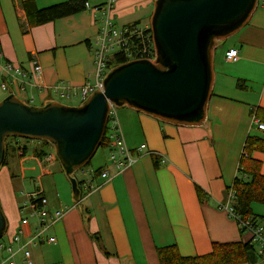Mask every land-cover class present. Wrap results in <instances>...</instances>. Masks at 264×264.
Wrapping results in <instances>:
<instances>
[{"label":"crops","instance_id":"1","mask_svg":"<svg viewBox=\"0 0 264 264\" xmlns=\"http://www.w3.org/2000/svg\"><path fill=\"white\" fill-rule=\"evenodd\" d=\"M27 1L44 10L76 0H0V75L11 84L10 92L19 98L25 96L28 105L61 103L59 99L78 101L74 95L94 78L93 47L103 17L99 8L109 0H85L89 7L83 12L39 26L30 23L22 4ZM155 2L116 0L112 16L121 26L141 23L145 15L152 16ZM260 2L246 26L217 43L215 88L202 125L166 123L127 106L118 107L128 148L137 153L146 145L147 150L122 171L112 162L89 168L100 188L82 198L79 205L73 201L72 186L61 164L56 166L55 192L49 195L42 188L51 210L65 209L67 213L47 234L56 238V243L32 249L34 264H160L159 248L177 246L183 257H198L210 254L213 243L252 240L250 234L240 232L223 207L232 205L228 189L236 179L247 138L263 137L252 120L256 114L264 121V0ZM229 50L239 51L237 61L225 60ZM7 64L19 67L27 77L5 72ZM35 64L42 67V73L32 77ZM13 76L20 86L25 81L23 91L11 83ZM58 85L64 88L65 96L56 92ZM7 96L0 90V102ZM106 151L109 156L110 149ZM23 152L15 147L9 164L0 170V205L8 222L0 264H7L9 245L19 248L11 242L21 229L20 192H34L29 189L31 183L35 187L37 178L54 175L46 166L57 162L37 157L34 149L26 155ZM162 158L166 164L157 168L154 160ZM254 158L261 162L264 176V153L256 152ZM102 172H108L109 177L102 178ZM18 179L21 189L15 186ZM84 179L81 176L80 181ZM27 180L30 185L26 188ZM197 186L205 192L203 204ZM252 210L253 221L264 227V204L256 203ZM36 224L33 220L31 226L24 227L23 242L33 234ZM253 244L257 254L246 264H264L260 247ZM14 261L25 264L23 253L18 252Z\"/></svg>","mask_w":264,"mask_h":264},{"label":"water","instance_id":"2","mask_svg":"<svg viewBox=\"0 0 264 264\" xmlns=\"http://www.w3.org/2000/svg\"><path fill=\"white\" fill-rule=\"evenodd\" d=\"M259 0H156L151 19L156 59L132 60L111 70L104 91L80 106L50 102L37 107L13 92L0 102V168L8 138L48 141L76 199L73 176L96 155L106 135L111 105L127 106L161 121L200 126L215 88L214 52L219 41L249 22ZM8 222L0 205V240Z\"/></svg>","mask_w":264,"mask_h":264},{"label":"built area","instance_id":"3","mask_svg":"<svg viewBox=\"0 0 264 264\" xmlns=\"http://www.w3.org/2000/svg\"><path fill=\"white\" fill-rule=\"evenodd\" d=\"M115 2L116 0H109V3H107L106 6L99 8V10L102 11L103 17L100 24V36L93 47L95 63L94 78L92 82L87 83L74 95V97L79 98L81 103L85 102L92 94H94V92L104 91V80L114 68L113 66L117 55H124L127 62L141 59L154 61L156 59V48L151 28H143L137 23L123 26L116 24L115 19L112 16ZM85 6L89 7L87 3ZM238 58V50H229L225 53V60L229 62H235ZM4 71L7 73L14 72L16 76H21L22 78L27 77V73L12 64L5 65ZM41 73L42 67L35 64L31 76L35 77ZM14 76L11 83L17 85V88L20 91H23V85L26 84L25 81H22L23 85L20 86L18 80ZM10 87L11 84L5 81L0 75V90L9 94ZM56 92L60 93L62 96L66 95L62 85L56 87ZM116 107L117 106L115 105H111L110 107L109 122L105 136L109 139L110 161L115 164L119 171H122L123 169L132 166L137 161L138 157L147 150V146L142 145L137 150V153H134L128 148L121 130ZM252 120L256 130L264 137V121L260 120L256 114L252 116ZM56 158L57 156L53 147H51V150L45 153L43 157L47 162L56 160ZM159 162L160 165L166 164L164 158L160 159ZM77 172L85 178L82 182L85 198L99 190L100 186L96 185L93 181V170H90L88 166H85ZM101 177L107 179L109 177L108 172H102ZM35 185L37 186V189L34 192L21 194L23 200L20 203V211L22 213L20 222L21 229L11 242L12 244H19V248L14 250L11 245L8 246L7 250L9 251L10 256L7 260V264H16L14 257L18 252L23 253L25 264H34L32 249L44 243H56V238L48 237L47 234L49 230L57 225L67 213V210L65 209L51 210L49 201L47 197L44 196L40 178H37ZM81 195L80 197H82ZM233 199L234 193L230 190L228 191V200L230 204H232ZM223 209H225L229 216L237 222L240 232L252 236L253 242L260 247L261 258L264 261V227L256 224L253 220H243V218L233 210L232 205L226 206L225 208L223 207ZM33 220L37 223L33 234L27 241L23 242L22 239L25 237L24 227L31 226ZM0 248H5V244L2 240H0Z\"/></svg>","mask_w":264,"mask_h":264},{"label":"trees","instance_id":"4","mask_svg":"<svg viewBox=\"0 0 264 264\" xmlns=\"http://www.w3.org/2000/svg\"><path fill=\"white\" fill-rule=\"evenodd\" d=\"M22 4L28 14L30 23L36 26L75 15L86 9L85 0H76L52 6L44 10H37L33 1L23 2ZM126 62L127 59L124 55H117L113 67L115 68ZM7 140V155L3 166L9 164L8 159L12 152L10 151V146ZM40 142H42L43 145L41 146V150L35 151L37 157H43L45 153L48 152L49 146L53 147L48 141L43 140ZM100 148H109V139L107 136L104 137ZM23 151V155H26L29 150L25 146L23 147ZM256 152L264 153V137L249 136L246 140L244 151L239 161L236 179L232 187L228 189V191L232 190L234 193V199L232 202L233 210L245 221L254 220L255 216L252 210L254 204H264V176L261 173V162L254 158ZM154 161L157 168L161 166L157 159ZM90 164L91 162L88 165ZM98 171L100 172L101 169ZM77 181L82 194L81 196H83L85 193L83 191L82 182L78 179ZM196 192L200 203L203 204L206 201L205 192L198 186L196 187ZM44 196L46 195L44 194ZM241 233L245 234L244 232ZM254 254H257V249L253 244V240H250L249 242L238 241L233 243H213L212 252L210 254L198 257H183L177 246L157 249L160 264H246L251 263Z\"/></svg>","mask_w":264,"mask_h":264},{"label":"rangeland","instance_id":"5","mask_svg":"<svg viewBox=\"0 0 264 264\" xmlns=\"http://www.w3.org/2000/svg\"><path fill=\"white\" fill-rule=\"evenodd\" d=\"M116 4V3H115ZM114 4V6H115ZM261 4V2H260ZM154 12V10H153ZM153 12H152V15H153ZM137 17V16H135ZM151 19H152V16L149 17L148 15H145V18H143L142 22L141 23H137L139 25H141L143 28H151ZM129 21H132V20H129ZM131 24V23H130ZM133 24H136V23H133ZM127 25V24H126ZM129 25V24H128ZM121 26V25H119ZM221 41L218 42V44L220 43ZM219 46V45H218ZM219 51V50H218ZM219 53V52H218ZM22 101L24 102H27V98L25 96H22L20 98ZM59 101H61V103H66V105L68 106H80L82 105L83 103H81V101H77L76 99H59ZM34 104H38V102H35ZM118 108V107H116ZM259 133V132H258ZM260 134V133H259ZM27 140V139H26ZM24 140V138H15V139H8L7 142L9 143L10 145V151H13L15 147H18V148H23L24 146L27 147V149L29 150L30 149V152L32 151V149H34V151H39L41 150V146L43 145L42 142L38 141V140H30V141H26ZM50 147V146H49ZM39 148V149H38ZM51 148V147H50ZM106 162H111L110 161V156H108V151H106L105 148H99L96 155L94 156V158L92 159L91 161V164L88 165L89 168H99V167H102L103 165L105 166L106 165ZM59 160L56 162V163H52L50 164L49 166H46L47 170H51L53 172L54 175H44L41 179V185L42 187L44 186L45 189H46V192L49 193V195H51V193L55 192V184H54V176L56 174V166L60 167V164H59ZM19 164V160L16 159L15 161V165L18 166ZM3 167V166H2ZM1 167V168H2ZM58 167V168H59ZM0 168V170H1ZM76 179L80 180L81 178V174H79L78 172H76L74 175H73ZM83 177V176H82ZM68 178V177H67ZM69 180V179H68ZM70 182V181H69ZM71 184V183H70ZM26 188L30 185V181L27 180L26 182ZM16 186V189H21L23 188V185L22 183L19 181H17V183L15 184ZM32 188V189H31ZM29 189H31V191L33 190H36L37 189V186L35 185L34 187V184L33 182L31 183V187H29ZM30 190H27V191H22L20 193H24L27 192L29 193ZM20 198V196H19ZM82 198L85 199V194H83ZM82 198H79V199H76L74 196H73V201L77 204V201H78V205L81 204L80 201H82L83 199ZM20 201V199H19ZM82 207V206H81ZM80 207V209H81ZM8 235H9V231H8ZM4 239V238H3ZM2 239V241H3Z\"/></svg>","mask_w":264,"mask_h":264}]
</instances>
